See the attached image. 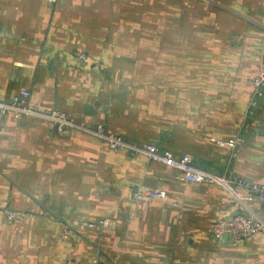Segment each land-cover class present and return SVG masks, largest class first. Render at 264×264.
Wrapping results in <instances>:
<instances>
[{
  "label": "crops",
  "instance_id": "crops-1",
  "mask_svg": "<svg viewBox=\"0 0 264 264\" xmlns=\"http://www.w3.org/2000/svg\"><path fill=\"white\" fill-rule=\"evenodd\" d=\"M263 54L264 0H0V99L27 90L40 109L261 184ZM139 187L164 195L132 202ZM233 208L221 187L81 130L0 116V264H264V233L215 234ZM102 217L116 228L88 226Z\"/></svg>",
  "mask_w": 264,
  "mask_h": 264
},
{
  "label": "built area",
  "instance_id": "built-area-1",
  "mask_svg": "<svg viewBox=\"0 0 264 264\" xmlns=\"http://www.w3.org/2000/svg\"><path fill=\"white\" fill-rule=\"evenodd\" d=\"M76 59L78 64L82 66L94 63L86 52H79ZM95 63L99 64L96 61ZM251 80L256 88L264 85V54L258 70L251 76ZM7 114H11L15 118L26 115L36 119L51 121L59 130L65 128L81 130L102 140L112 151H129L134 155H143L150 160L173 167L180 172V178L184 181L217 185L228 193L234 208L232 214L218 220L214 231L215 234L218 237L227 236L232 241H239L251 239L264 233V216L256 212L253 207L255 202H259L264 208V184L214 173L198 167L194 164L189 154L176 157L170 151H159L153 144L139 145L129 141L120 134L108 131L102 123L89 126L75 121L68 114L56 108L40 109L31 101L30 92L27 90H22L9 99H0V116ZM217 143L220 146L232 149L236 147L237 140H218ZM162 195H164L163 191L139 187L133 196L130 197V200L139 202L146 197H160ZM6 215L9 220H15L22 214L8 210ZM118 222V219L102 217L89 222L88 226L98 233H102L106 230H114ZM67 234L68 230L65 229L63 237L66 238Z\"/></svg>",
  "mask_w": 264,
  "mask_h": 264
},
{
  "label": "water",
  "instance_id": "water-1",
  "mask_svg": "<svg viewBox=\"0 0 264 264\" xmlns=\"http://www.w3.org/2000/svg\"><path fill=\"white\" fill-rule=\"evenodd\" d=\"M259 90H264V85H261V86L259 87Z\"/></svg>",
  "mask_w": 264,
  "mask_h": 264
}]
</instances>
